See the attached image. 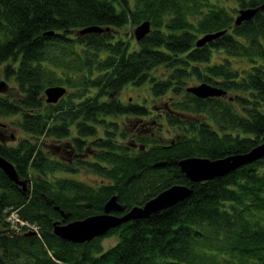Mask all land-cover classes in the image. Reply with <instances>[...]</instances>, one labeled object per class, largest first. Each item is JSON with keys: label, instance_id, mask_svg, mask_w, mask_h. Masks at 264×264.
I'll use <instances>...</instances> for the list:
<instances>
[{"label": "trees", "instance_id": "obj_1", "mask_svg": "<svg viewBox=\"0 0 264 264\" xmlns=\"http://www.w3.org/2000/svg\"><path fill=\"white\" fill-rule=\"evenodd\" d=\"M261 2L0 0V117L21 131H0V155L25 182L0 169V264H264V155L197 182L176 164L264 142ZM242 8L255 10L236 23ZM143 19L150 28L136 41L127 30ZM88 25L102 30L76 33ZM188 81L224 94L196 96L184 90ZM56 84L66 93L46 103L43 88ZM130 85L161 99L156 114L147 97L118 98ZM129 117L133 140L120 141ZM147 123H162L171 137L154 136ZM172 183L191 191L146 217L85 241L52 233L53 221L101 212L111 194L125 212Z\"/></svg>", "mask_w": 264, "mask_h": 264}, {"label": "water", "instance_id": "obj_2", "mask_svg": "<svg viewBox=\"0 0 264 264\" xmlns=\"http://www.w3.org/2000/svg\"><path fill=\"white\" fill-rule=\"evenodd\" d=\"M261 7H264V0H262ZM255 8H242L238 10L236 13L235 22H241L243 19H247L252 16V12H254ZM150 28L149 20L143 19L137 25L134 26L133 36L137 41L141 38L145 33H148V29ZM94 30L99 31L102 30L100 26L88 25L85 28H80L76 31V33H85L86 31ZM225 31L224 29L208 31L201 34V36L195 37V45L201 46L202 43L206 41H211L216 35L222 34ZM185 91H189L196 96H200L204 98L207 95H217L224 94L223 89L212 87L207 82H199L193 85H187L184 89ZM43 98L45 102H55L59 98L60 95L64 94L65 87L59 84L56 85H46L43 88ZM264 155V142L259 143V145H255L252 148L248 149L245 152L230 153L228 155L219 156L215 158H206L205 156L199 155H189L181 157L177 160L179 169L183 172L185 177L191 181L197 182V180L208 179L215 175L223 174L224 172H228V170L238 167L242 163H249L250 160L259 158ZM163 163V160H158L152 164V166ZM0 169L3 173L6 174L7 178L11 180V182L16 183L21 188H25V182L23 179L18 178L15 172L14 166L11 162L7 161L6 158L0 155ZM191 191L190 186H186L185 184L177 183V184H169L166 188H163L159 192L156 193L155 196H151L142 204L132 205L127 207L124 211L123 205L118 202L115 197L116 195H110L104 201L102 205V211L99 213L89 214L84 216V218L74 219L66 222H57L53 221L52 223V233L58 235L62 239L75 241H85L92 236L105 233L106 229L111 226H116L121 221H126L127 219L141 216H147L148 213L152 211H157V209L167 207L173 203H176L178 200H181L185 196H188V193ZM55 208L57 206L55 205ZM117 212H121L117 214ZM33 230H28L27 233L32 234Z\"/></svg>", "mask_w": 264, "mask_h": 264}, {"label": "rangeland", "instance_id": "obj_3", "mask_svg": "<svg viewBox=\"0 0 264 264\" xmlns=\"http://www.w3.org/2000/svg\"><path fill=\"white\" fill-rule=\"evenodd\" d=\"M231 1L232 0H221V3L222 4H225V5H227V4H230L231 3ZM238 11V10H237ZM237 11H235L234 12V14L235 13H237ZM135 26V25H134ZM134 26L133 27H130V29H128L127 30V32H128V34H129V32H133V28H134ZM126 31V30H125ZM161 69H162V67L160 66H157V67H155L153 70H151L152 71V73L153 74H155V75H157L158 73H160L161 72ZM190 81H188L187 83L188 84H191V83H189ZM191 85H193V84H191ZM132 85H130L129 87L128 86H126V87H124V88H121L120 89V91L119 92H117L116 94H117V96H118V98L119 99H121L122 101H126V100H128L129 102H131V100H134V101H139V103H141V102H143V101H145V97H147L148 98V101L147 102H144L146 105H147V107L149 108V110H150V113H152V115L153 114H156L155 113V111H156V109H154V108H152L153 106H157V105H159L160 104V102L159 101H161V99L159 98V97H156V96H152V95H150V93H148L147 91V88L146 87H143V86H140V87H134V86H132ZM64 95V94H63ZM151 115V114H150ZM152 115H151V117H152ZM11 116L10 115H7L6 117H0L1 119H2V121H4V123H6V125L4 126H2L1 125V128H0V131L2 132V133H4L5 135H6V133H8V132H10V133H12L13 132V134H15L16 136H17V134H20L21 133V131L20 130H15V128L11 125V124H9L8 123V119L10 118ZM121 119H124L125 120V118H124V116H121V118H118V121H119V123H120V120ZM159 119H160V122H161V119H162V117L161 116H159ZM7 121V122H6ZM132 122H133V119L132 118H130L129 117V121H126L124 124L122 123V125H123V127H125V128H128V129H132V128H134V124H132ZM132 124V125H131ZM130 125V126H129ZM147 125H150L152 128H150L152 131H153V133L152 134H154V136H159L160 138H162V140H164V137H166V136H168V137H171L170 135H172L170 132L171 131H169V130H167V129H165V127H164V125H162V123L159 125V124H150V123H147ZM158 126H160V130H161V132H157L156 131V128L158 127ZM120 128V127H119ZM6 140V139H5ZM7 142V141H6ZM68 157L70 158V156L68 155ZM68 158V159H69ZM83 173H85V172H82V174H80L79 172H77V173H75L74 174V176H76L77 178L78 177H80V178H91L92 176L90 175V173H86V174H83ZM114 237L113 236H110V237H106V238H103L102 240H101V242H102V246L104 247V248H106L108 245H110V244H112L113 242H114Z\"/></svg>", "mask_w": 264, "mask_h": 264}, {"label": "flooded vegetation", "instance_id": "obj_4", "mask_svg": "<svg viewBox=\"0 0 264 264\" xmlns=\"http://www.w3.org/2000/svg\"><path fill=\"white\" fill-rule=\"evenodd\" d=\"M122 123H123V122H122ZM128 131H129V132H128V134L126 135V138H122V139H120V141L127 142L128 140H131V141L133 140V137H134V136L132 135V134H133L132 132H133V131L135 132L134 128H132V129H128ZM127 136H128V137H127Z\"/></svg>", "mask_w": 264, "mask_h": 264}, {"label": "built area", "instance_id": "obj_5", "mask_svg": "<svg viewBox=\"0 0 264 264\" xmlns=\"http://www.w3.org/2000/svg\"><path fill=\"white\" fill-rule=\"evenodd\" d=\"M9 216V218H10V216L12 217L10 220H12V221H15L16 219H17V217H16V215L15 214H9L8 215ZM12 223V222H11ZM21 224V223H20Z\"/></svg>", "mask_w": 264, "mask_h": 264}]
</instances>
